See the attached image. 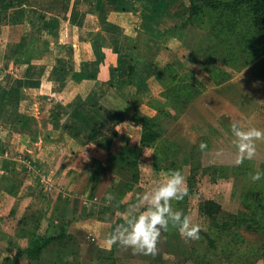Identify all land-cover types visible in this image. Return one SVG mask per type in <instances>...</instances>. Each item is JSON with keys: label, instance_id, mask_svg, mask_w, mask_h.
<instances>
[{"label": "crops", "instance_id": "obj_1", "mask_svg": "<svg viewBox=\"0 0 264 264\" xmlns=\"http://www.w3.org/2000/svg\"><path fill=\"white\" fill-rule=\"evenodd\" d=\"M34 1L37 13L31 24L25 2L0 0V264H78L77 251L65 242L48 245L53 255L47 256V247L37 258L23 253L30 233L58 235L64 229L68 236L78 219L87 216L75 206L76 199L69 197L68 202L61 193L44 194L37 175L30 172L35 162L26 167L19 151L31 153L53 174L64 172L58 181L70 179L73 186L78 171L106 163L110 153L120 151L124 137L135 133L131 97L137 90L138 110L155 113L149 103L157 96L154 65L162 67L179 56L183 37L164 38L165 30L181 20L182 8L171 9L161 0ZM173 1L181 7L182 0ZM33 28L47 45L38 56L19 60L21 45L31 39ZM137 28L144 61H137L136 73L129 78ZM190 29L208 36L196 26L184 34ZM160 48H172L176 57L158 62ZM57 128L64 132L63 139L47 140L44 132L55 137ZM84 153L91 155L90 163L77 158Z\"/></svg>", "mask_w": 264, "mask_h": 264}, {"label": "rangeland", "instance_id": "obj_2", "mask_svg": "<svg viewBox=\"0 0 264 264\" xmlns=\"http://www.w3.org/2000/svg\"><path fill=\"white\" fill-rule=\"evenodd\" d=\"M161 1L164 5L167 2L171 9L178 5L182 8L178 16H186L183 13L189 5L188 0H182L181 7L173 0ZM240 15L232 16L231 28L238 47L235 59H226V45L223 43L225 34L222 29L213 38L209 34L205 37L204 32L198 29H190L181 36L184 43L177 57L172 48L168 49L169 52L160 48L158 62L163 64L176 57L173 62L179 73V83L180 78H185V83L192 89L193 94L189 95L185 105H175L172 101L179 84L168 81L166 75L160 76L161 66L154 65L153 70L159 75L157 81H152L157 95L153 97L152 104L159 110L152 108L165 128L161 139L172 157L182 164L188 188L182 200L170 202L171 207L201 225L199 238L181 235L178 226L173 227L170 223L167 230H161L154 253L133 252L130 246L119 241L110 247L101 246V242L108 236L118 232L129 206H133L134 213L142 211L146 202L140 199L141 196L152 191L163 179L161 173L164 171L155 166L156 144H142L140 125L132 120L136 128L133 129L135 133L131 134L128 149L124 153L110 156L106 163H96L87 171H78L75 186L70 185V179H63V183L58 181L57 178L62 180L64 172L60 176L53 174L46 164L39 163L31 153L28 155L19 151V158L23 159L26 167L28 162H35V170L30 172L37 175L38 185L44 194L61 193L68 202L71 201L69 197L74 198L77 200L75 206L86 212L87 219H78V227L73 225L72 234L66 236L63 229L48 245L57 241L65 242L67 247L77 251L78 264H211L209 259L214 251L206 253L209 238L203 231L208 230L209 224L206 216L201 213L202 202L212 199L221 205L222 211L241 217L247 210L245 194L252 190L253 182L258 181L253 180L251 174L264 171V136L253 138L256 146L254 156L251 159L245 157L238 163L241 154L233 142L238 138L233 135L230 127L233 121H238L244 130L252 127L264 130V39L259 40L261 46L255 52L250 34L254 37L257 35L251 28L250 19L244 15L238 19ZM210 40L216 47L210 57L204 59ZM171 46L175 47V44ZM201 141L206 142L203 149L200 148ZM17 144H21V141ZM146 152L150 154L146 155ZM77 158L87 164L90 163L91 155L84 153ZM136 172L139 174L137 179L134 177ZM191 172L196 175L194 181L189 180ZM246 175L249 176L247 179ZM49 184H52V188H47ZM253 205H258V202ZM259 206L256 212H259L258 217L264 223V202ZM49 209H53L52 205ZM243 234L247 239L244 245L246 251L261 238L258 232L250 229L244 230ZM48 245L46 254L53 255L55 250ZM66 257H70V252H67ZM235 258L241 260L243 257ZM208 260V263H204ZM222 262L220 264H224ZM255 264H264V254Z\"/></svg>", "mask_w": 264, "mask_h": 264}, {"label": "trees", "instance_id": "obj_3", "mask_svg": "<svg viewBox=\"0 0 264 264\" xmlns=\"http://www.w3.org/2000/svg\"><path fill=\"white\" fill-rule=\"evenodd\" d=\"M12 1V0H11ZM25 2L27 8L25 17H34L35 11L32 7L34 0H22ZM188 7L183 13L186 15L184 18L181 17L179 22L171 28L165 30V38H181L189 26H196L207 31L210 37H214L219 31V29L224 30L225 38L223 43L226 45L227 61L230 59L237 58L238 47L237 39L232 31V16H237L241 19L244 16L250 19L251 28L257 35L254 37L250 34V42L255 45V52L259 45L261 46V41L264 39V0H188ZM225 15V17H224ZM224 18L226 24H224ZM223 19V21H222ZM33 26V25H32ZM178 29L175 33L173 30ZM240 29V28H239ZM141 34L139 28H137V33L134 38H132L133 56L129 65V78L136 73V63L138 60L144 61L139 55ZM212 38H210L212 40ZM261 39V41H259ZM207 45L205 53L203 55L204 59L210 57L213 49L216 47L212 41ZM248 41V40H247ZM264 41V40H263ZM48 40L43 36L38 34L33 28V33L31 39L28 42H23L19 51V60L33 58L38 56L47 45ZM166 42V41H165ZM254 54V53H253ZM18 55V54H17ZM255 56L258 53L254 54ZM175 62L170 61L163 65L160 70V76H167L168 81H174L179 84L175 88V98L172 100L173 103L181 104L182 106L188 102L189 95L192 93V89L188 84L185 83V78H180L179 83V73L175 67ZM192 79V76H190ZM130 83H132L130 79ZM193 94V93H192ZM141 92L139 90L131 97V105H133L135 112L131 116V120L139 123V128H141V143L146 145L155 146V166L158 169H162L164 172L173 169H181L183 171L182 164L176 160L167 151V145L162 142V135L165 130L163 122L155 115L143 114L138 110L139 102L141 101ZM153 99V98H152ZM152 99L149 103L152 104ZM174 105V106H175ZM176 107V106H175ZM156 111L159 110L156 106L154 107ZM54 129V128H53ZM58 135L53 137L51 131L44 132L45 138L51 142H58L63 139L64 132L57 128ZM117 130H113V135H117ZM125 144L122 149L117 152L110 153V156L117 155L119 153H124L130 143L129 137H124ZM110 159V158H109ZM139 176L138 172L134 174L135 179ZM195 173L191 172L189 176L190 181L195 180ZM246 179L249 176H245ZM263 180V181H262ZM252 190L245 194L246 208L245 215L241 216L234 213H226L222 211V207L219 203L212 199H205L201 204V213L208 219V230L203 231V233L209 238V248H207L206 253L214 251L211 259H209L211 264H255L257 259L264 254V223L259 219L256 209H260L259 204L264 202V176L253 182L251 186ZM16 192V190H15ZM258 202V205L253 204ZM264 211V210H262ZM244 217V218H243ZM254 230L258 232L261 238L256 244H252L246 251L244 249L246 237L243 234L244 230ZM212 233V234H211ZM30 241L29 246L23 250L24 254H27L31 258H37L41 255L43 248L47 247L52 240L56 239V235L49 234H29ZM60 238V237H59ZM218 243L221 244L218 247ZM241 249V250H240ZM235 257H243L241 260ZM214 259V260H212ZM223 259V260H221ZM207 262L204 263H208Z\"/></svg>", "mask_w": 264, "mask_h": 264}, {"label": "clouds", "instance_id": "obj_4", "mask_svg": "<svg viewBox=\"0 0 264 264\" xmlns=\"http://www.w3.org/2000/svg\"><path fill=\"white\" fill-rule=\"evenodd\" d=\"M230 127L233 135L238 138L233 141L241 154L237 162H242L245 157L251 159L256 152L253 138L264 136V130L255 127L244 130L238 121H233ZM205 147L206 142L201 141L200 148ZM161 175L163 179L158 186L152 191L145 192L140 198L146 202V207L134 213L133 206L130 205L124 223L119 226L118 232L108 236L101 242V246L110 247L119 241L125 246H130L133 252L154 253L161 230H167L170 223L173 227L178 226L181 235L192 239L199 238L201 225L192 222L187 214L173 210L170 203L172 200H182L188 193L183 171L177 168L162 172ZM261 176H264V171L251 174L253 180H259Z\"/></svg>", "mask_w": 264, "mask_h": 264}, {"label": "built area", "instance_id": "obj_5", "mask_svg": "<svg viewBox=\"0 0 264 264\" xmlns=\"http://www.w3.org/2000/svg\"><path fill=\"white\" fill-rule=\"evenodd\" d=\"M31 162H28L27 164L29 165ZM43 180H45L44 178H42ZM47 188H52V184L47 185Z\"/></svg>", "mask_w": 264, "mask_h": 264}]
</instances>
